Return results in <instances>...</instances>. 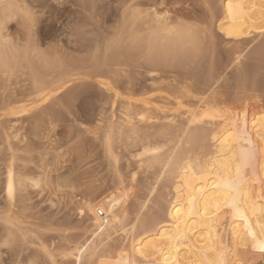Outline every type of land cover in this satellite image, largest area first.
<instances>
[{
	"label": "bare ground",
	"instance_id": "6f19581e",
	"mask_svg": "<svg viewBox=\"0 0 264 264\" xmlns=\"http://www.w3.org/2000/svg\"><path fill=\"white\" fill-rule=\"evenodd\" d=\"M217 3L220 9L214 6ZM203 4L205 14L191 16L186 23L170 17L160 19L159 12L135 9L136 4L127 3L123 7V14L129 17L124 18L127 21L119 38L128 47L123 55L119 51L121 56H118L128 66L133 65L130 59L135 57V69L133 73L123 72L125 75L120 80L119 70L115 69L118 65L115 52L106 57L107 69L97 77L109 95L107 101L101 102L108 109H102L96 116L99 118L95 120L94 139L102 141L116 181L113 190L102 193L101 201L91 199L80 204L78 215L90 217L88 227L94 240L87 246L72 248L74 264H241L236 254L240 246L249 245L264 252V108L253 95L264 89L263 82L254 78L258 65L239 74L238 90L233 96L218 87L225 67L204 66L210 54L208 46L213 50L216 46L213 44L216 35L222 34L229 43L240 45L264 36V0H204ZM13 10L16 12V7ZM3 32L0 33V88L4 90L3 101H9L5 90L19 74L20 66L18 56L12 52L15 50L9 52L4 47ZM263 48L256 51V61L262 58ZM39 63L44 71L42 76L33 71V63L28 64L33 88L27 97L33 99L30 109L24 110L26 117L18 116L19 111L12 107L14 110L5 115L15 117L7 121L11 124L9 132L1 130L4 150L10 153L3 190L11 206L28 181L15 168L19 159L16 147L27 146V127L23 123L31 121L34 112L43 110L47 103H52L51 99L67 90L77 76L63 72L64 77H52L50 71L61 67L63 70L62 62L59 67V61L55 65L53 61L40 59ZM21 75L24 76L23 72ZM110 75L123 87L122 91L109 81ZM97 107L100 110L101 106ZM105 112H109L108 116ZM188 144L193 147L187 148ZM123 150L130 159H135L138 170L145 176L143 183L134 179L127 191L121 187L123 178L118 167L124 157ZM156 170L160 173L158 180L173 182L174 196L164 219L147 216L146 204L136 206L133 211L126 207L135 188L151 187L150 175ZM14 216L12 213L3 218L6 236L13 242L38 245L43 253L42 258L18 259L14 264H57V257H65L71 250L68 248L66 252V244V248H48L43 240L45 231L24 229ZM119 230L128 245L118 244L113 238Z\"/></svg>",
	"mask_w": 264,
	"mask_h": 264
},
{
	"label": "rangeland",
	"instance_id": "374dc122",
	"mask_svg": "<svg viewBox=\"0 0 264 264\" xmlns=\"http://www.w3.org/2000/svg\"><path fill=\"white\" fill-rule=\"evenodd\" d=\"M156 1L62 0L59 4L54 0H0V14L2 13L0 16V33L4 31L2 34L3 44L9 52L15 50L16 53L12 52L19 59L20 68L18 67V71L21 74L23 72L24 75L22 76L20 72L19 74L17 72L19 77L16 74L12 79L13 82L11 81L8 86V90H5V93L7 92L5 95H7L9 101L7 99L3 101L4 90L0 88V263L14 264L18 259L27 261L36 259L37 256L43 257L38 245L33 247L23 241L13 242L6 236L3 218L12 213L16 215L14 217H18L24 229L27 228V230L34 232L45 231L46 234L44 233L43 240L48 248L51 249L50 246L52 248L55 246L66 248L67 245L66 252L71 249L66 254L68 257H57V264H74L71 257L74 249L84 245L87 246L94 240L92 233L89 232L90 217L88 215L82 217L78 215L80 204L82 201L91 199L96 202L101 201L104 197L102 193L105 191L110 192V189L113 190L116 181L112 168L105 158L102 141L94 140L97 132V122L95 120L99 118L96 116L102 109H108V105H103L101 102L107 101L109 96L98 83L100 79L97 74L106 71L107 67L104 66V62L108 55L113 56V51L116 54H114L115 58H118V65L116 64L115 69L119 70L117 75L120 80L126 74L125 72L132 71L131 73H133L134 70L132 69H135L133 66L136 62L135 57H132L130 62L133 65H124V59L120 57L128 47V43H124L125 40L119 38L122 34L124 22L127 21L125 19L129 17L123 14L125 10L123 7L127 3L128 5L136 4L138 7L135 9L150 10L151 13L159 12L157 17L160 19L170 17L182 23H186L191 16H201L206 11L203 4L204 0ZM214 6L218 9L221 7L218 3ZM14 7L17 9L16 12L13 10ZM9 10L13 13H10ZM6 12L8 16H5L7 15ZM219 35L214 38L213 44L216 45L214 50L208 46L210 54L206 58L208 61L204 62L206 68L214 65L225 67L219 79L218 87L233 96L238 90L239 74L253 69L257 65L258 70L254 78L264 84V48L262 58L259 61L254 58L259 48L264 47V36H262L263 38L249 39L240 45L229 43L222 34ZM26 48L29 49L28 51L31 54L27 52ZM45 51L47 55H45ZM27 53L30 55L29 60ZM40 59L53 61V63L59 61L58 67L61 62L65 66H63V70H61V67L58 70L50 71L52 77H64L66 73V75H69V72L71 74L76 73L77 76H74L75 81L67 90L51 99L53 104L50 101L49 104L47 103L44 106L43 110H37L33 113L35 116L31 121L25 120L23 123L27 127L25 133L27 146L23 148L16 147L15 154L18 155L19 159L16 160L17 163L15 162V168L18 174H21L28 181L24 187L25 189L23 188L20 192L21 196L17 197L19 193L16 194L17 196L15 195L17 201L14 199V206H11L3 190L5 188L7 165L10 164V153L4 150L6 145L2 143L1 130L9 132L8 127L11 124L7 121L14 120L15 117L8 115L7 118L5 115L10 112L9 110L12 107L15 108V111H19L18 116L26 117L24 113L30 109L31 100L33 99V97H27L33 88L31 85L32 70L28 64L33 63V71L35 70L38 76H42L44 71L40 67V63L38 64ZM191 65L194 67L193 64ZM63 72L66 73L63 74ZM23 77L24 79H22ZM107 77H103V79ZM113 77V75H110V80L107 79L122 91L123 87H120L121 85L117 84ZM25 79L27 82L24 81ZM21 85L22 87H20ZM263 93L264 89H261L253 95L254 99L264 108ZM72 95L74 96L72 97ZM139 95L136 94V97ZM6 101L8 104L5 103ZM96 105L101 106L100 110ZM105 113L108 116L109 112ZM97 136L100 135L97 134ZM10 137L9 139L12 142L13 136ZM189 145H186L187 148L193 147ZM208 147V150H210V143H207ZM99 152L101 153L99 154ZM2 153H6L5 156L8 159L6 157L4 159ZM126 155L127 152H124V157L118 165L120 175L123 178L121 187H124L125 191L130 188V184L134 179L142 183L145 180V176L137 168L135 159H130ZM20 168H23L22 171ZM159 174L157 170L151 173L149 179V181H153H151V190H149L150 188H147L148 191L144 188L134 189L135 194L133 197L128 198L126 204L129 210L132 209L131 211H133L136 206L146 204L145 213H147V216L157 215L163 219L166 218V208L174 196L172 192L173 182L169 179L164 182L163 178L158 180ZM147 196L148 198H146ZM113 238L116 242L118 241V244L128 245V241H125L124 234L120 230L113 235ZM228 241L230 243V240ZM236 254H238L237 258L241 260V264H264V252L256 251L249 245L240 246Z\"/></svg>",
	"mask_w": 264,
	"mask_h": 264
},
{
	"label": "built area",
	"instance_id": "2783aa9c",
	"mask_svg": "<svg viewBox=\"0 0 264 264\" xmlns=\"http://www.w3.org/2000/svg\"><path fill=\"white\" fill-rule=\"evenodd\" d=\"M98 214H99V215H101V216H103V214H102V212H101V211H99V212H98Z\"/></svg>",
	"mask_w": 264,
	"mask_h": 264
}]
</instances>
